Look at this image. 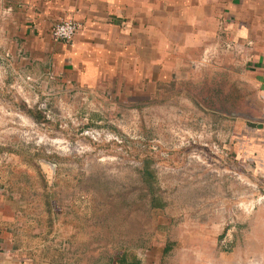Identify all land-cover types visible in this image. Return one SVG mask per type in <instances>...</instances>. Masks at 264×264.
<instances>
[{"label": "rangeland", "instance_id": "374dc122", "mask_svg": "<svg viewBox=\"0 0 264 264\" xmlns=\"http://www.w3.org/2000/svg\"><path fill=\"white\" fill-rule=\"evenodd\" d=\"M52 6H25L28 31L0 51L8 264H264V167L228 142L234 117L260 120L258 87L229 49L184 60V5L156 6L150 51L120 11L102 32ZM64 19L67 42L51 34Z\"/></svg>", "mask_w": 264, "mask_h": 264}, {"label": "crops", "instance_id": "0c3cea01", "mask_svg": "<svg viewBox=\"0 0 264 264\" xmlns=\"http://www.w3.org/2000/svg\"><path fill=\"white\" fill-rule=\"evenodd\" d=\"M52 2L53 0H0V36H4V40L8 38L0 45V51H6V48L10 47L8 44L10 37L28 31V25L25 23L28 21V10L25 11V6L36 5L40 9L48 10L53 9ZM56 4L60 5L62 10L71 11L70 13H73L84 26L89 22L88 27L94 30L101 28L110 30L113 26L106 22L110 20L111 10L120 11L124 17L118 13L116 20H122L121 22L127 20L126 18L133 20V25L129 29L133 31L134 41L136 38L144 37L137 43L139 50L143 51L148 47L149 51L151 49L150 36L158 19L156 6L184 5V54L187 55L184 60L187 61L189 58L194 56L198 58L204 54L206 44L211 42L218 45V51H222V44L225 46L228 43L237 44L238 48H227L233 56L227 60V67L236 68L237 65H241L245 69V75H249L250 79L248 82L258 87L261 109L260 114L255 117L260 119L258 121L247 118L238 120L233 116L229 124V128L232 129L231 140L228 141L229 152L235 163L238 159L244 161L251 159L252 165L258 161L257 165L264 167V0H56ZM129 6L131 12L125 10L129 9ZM180 15L182 18V14ZM167 16L168 14L160 16V19H167ZM180 18L178 20H182ZM167 21L173 20L168 18ZM147 22L149 24H146ZM169 27L172 29V25ZM34 29L35 26L31 28L32 32ZM139 30L145 36L136 34ZM115 34H119L121 40L125 37L124 30H118ZM190 38H195L192 44ZM192 45L198 48L196 53L194 48H191V52L188 51L190 49L188 47ZM14 251L16 250H13L10 242L9 247L4 249L6 254L0 253L2 260L0 264L17 260L18 254ZM3 255L5 257L1 258Z\"/></svg>", "mask_w": 264, "mask_h": 264}, {"label": "built area", "instance_id": "2783aa9c", "mask_svg": "<svg viewBox=\"0 0 264 264\" xmlns=\"http://www.w3.org/2000/svg\"><path fill=\"white\" fill-rule=\"evenodd\" d=\"M77 30L78 24H76V22L69 19H64L53 24L51 28V34L55 40L67 42L73 38ZM232 47L238 48V45L232 43H228L226 45V48ZM217 148L219 149V146H217Z\"/></svg>", "mask_w": 264, "mask_h": 264}]
</instances>
